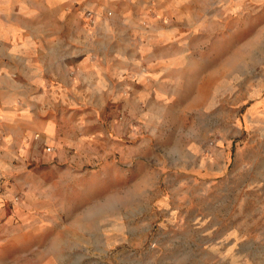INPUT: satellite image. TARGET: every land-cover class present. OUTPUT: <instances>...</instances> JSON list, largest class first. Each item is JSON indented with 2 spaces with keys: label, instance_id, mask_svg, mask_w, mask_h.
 <instances>
[{
  "label": "rangeland",
  "instance_id": "obj_1",
  "mask_svg": "<svg viewBox=\"0 0 264 264\" xmlns=\"http://www.w3.org/2000/svg\"><path fill=\"white\" fill-rule=\"evenodd\" d=\"M125 2L139 42L167 28L140 51L168 83L137 112L92 97L84 155L28 165L50 188L76 175L74 204H44L50 246L65 264H264V0Z\"/></svg>",
  "mask_w": 264,
  "mask_h": 264
},
{
  "label": "crops",
  "instance_id": "obj_2",
  "mask_svg": "<svg viewBox=\"0 0 264 264\" xmlns=\"http://www.w3.org/2000/svg\"><path fill=\"white\" fill-rule=\"evenodd\" d=\"M99 3L0 0V264H65L45 232L57 223L44 204H74L76 175L58 170L50 188L45 171L28 165L84 155L78 146L89 130L75 113H89L92 97L104 94L124 96V107L137 112L168 83L152 70L159 57L140 51L159 47L167 28L148 30L141 43L143 17L126 25L133 12L125 0Z\"/></svg>",
  "mask_w": 264,
  "mask_h": 264
},
{
  "label": "built area",
  "instance_id": "obj_3",
  "mask_svg": "<svg viewBox=\"0 0 264 264\" xmlns=\"http://www.w3.org/2000/svg\"><path fill=\"white\" fill-rule=\"evenodd\" d=\"M86 15H87V18H90L91 17V12L90 11H87L86 12ZM92 21V20H91ZM47 150H50V147H47L46 148Z\"/></svg>",
  "mask_w": 264,
  "mask_h": 264
}]
</instances>
